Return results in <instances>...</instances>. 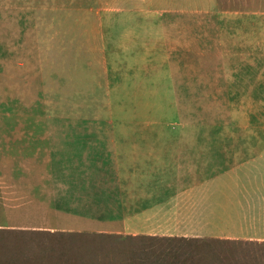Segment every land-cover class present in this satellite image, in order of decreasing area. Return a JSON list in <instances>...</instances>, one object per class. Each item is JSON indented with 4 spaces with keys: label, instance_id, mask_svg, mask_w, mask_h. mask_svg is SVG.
Here are the masks:
<instances>
[{
    "label": "rangeland",
    "instance_id": "obj_1",
    "mask_svg": "<svg viewBox=\"0 0 264 264\" xmlns=\"http://www.w3.org/2000/svg\"><path fill=\"white\" fill-rule=\"evenodd\" d=\"M211 1L0 0V264H264V16ZM151 141L216 150L145 214Z\"/></svg>",
    "mask_w": 264,
    "mask_h": 264
},
{
    "label": "crops",
    "instance_id": "obj_2",
    "mask_svg": "<svg viewBox=\"0 0 264 264\" xmlns=\"http://www.w3.org/2000/svg\"><path fill=\"white\" fill-rule=\"evenodd\" d=\"M190 2L191 5H196V7L200 8L201 10L204 9L211 10L212 7L211 0H195V1L190 0ZM228 3H232L233 8L234 7L236 8L239 7L240 9L246 8L252 11V14H244V12L235 13L237 16L236 18L244 19L247 16H249L252 22H258V20L260 19L259 16H264V0H228V1L218 0L217 1L218 6L221 5L224 6L227 5ZM221 16H222V20L224 19L225 21H229L230 18H232L230 17L229 14H225ZM204 17L207 16L205 14L203 16L188 14L186 16L175 17V19L185 22H194L196 18L199 19ZM154 20L161 21V16L157 17V19ZM213 148H214L213 146H207V147L204 146L202 148V147H195L193 145L187 146L185 144L177 145L176 143L160 144V143H154V141L140 145V147H138L137 149L138 150L140 149V151L142 152H139L137 154L138 159L149 161L150 163L149 165L146 166L148 167V169H146V171L144 172L145 176H147L148 179L143 180V185H146V182H149V187L147 188L146 185L144 191L143 192L140 191L138 193V205L140 212L145 214H152V213L154 214L161 211V209L160 210L157 209L161 207L164 208L166 211H169L170 205L167 204L169 202V199L171 200L172 198L168 197V195L161 196L156 191L152 190L155 188V183L162 179V178H158L157 176L166 175V174L169 175L175 174L174 172H177V169L173 171L170 165H173V163H177V161H179L178 160L179 158L185 160V162L187 161L190 162V160H192V158L194 157L193 155L194 153L190 151L197 149L216 150ZM213 156H216V153H214ZM182 160H180V162ZM162 165H166V166L162 168L161 167ZM163 181H171V179L166 178L165 180L164 178ZM146 188L151 190H149V192H145ZM162 202H164L165 205H162Z\"/></svg>",
    "mask_w": 264,
    "mask_h": 264
}]
</instances>
